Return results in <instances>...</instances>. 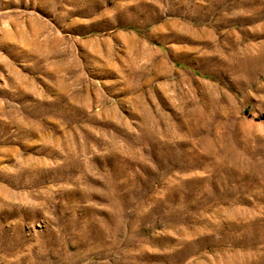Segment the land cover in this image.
Instances as JSON below:
<instances>
[{
    "label": "rangeland",
    "instance_id": "1",
    "mask_svg": "<svg viewBox=\"0 0 264 264\" xmlns=\"http://www.w3.org/2000/svg\"><path fill=\"white\" fill-rule=\"evenodd\" d=\"M0 264H264V0H0Z\"/></svg>",
    "mask_w": 264,
    "mask_h": 264
}]
</instances>
